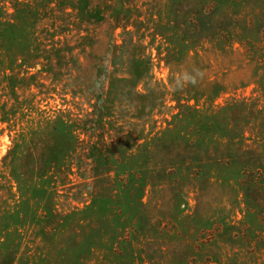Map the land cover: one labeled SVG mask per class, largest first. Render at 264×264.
Segmentation results:
<instances>
[{
  "label": "rangeland",
  "instance_id": "1",
  "mask_svg": "<svg viewBox=\"0 0 264 264\" xmlns=\"http://www.w3.org/2000/svg\"><path fill=\"white\" fill-rule=\"evenodd\" d=\"M0 264H264V0H0Z\"/></svg>",
  "mask_w": 264,
  "mask_h": 264
},
{
  "label": "clouds",
  "instance_id": "2",
  "mask_svg": "<svg viewBox=\"0 0 264 264\" xmlns=\"http://www.w3.org/2000/svg\"><path fill=\"white\" fill-rule=\"evenodd\" d=\"M202 75H203L202 72L199 69H197L195 70V74L185 73L183 75L182 80H183V83L185 84L195 85L198 81V78L202 77Z\"/></svg>",
  "mask_w": 264,
  "mask_h": 264
}]
</instances>
